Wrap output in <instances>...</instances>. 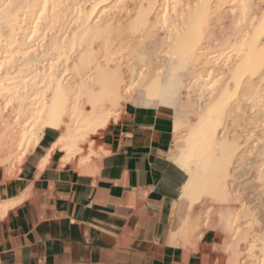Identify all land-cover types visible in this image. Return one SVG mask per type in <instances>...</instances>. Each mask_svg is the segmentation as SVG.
Masks as SVG:
<instances>
[{"label": "bare ground", "instance_id": "bare-ground-1", "mask_svg": "<svg viewBox=\"0 0 264 264\" xmlns=\"http://www.w3.org/2000/svg\"><path fill=\"white\" fill-rule=\"evenodd\" d=\"M125 105L173 111V244L214 229L225 264H264V0H0V166L51 128L87 170Z\"/></svg>", "mask_w": 264, "mask_h": 264}, {"label": "crops", "instance_id": "crops-1", "mask_svg": "<svg viewBox=\"0 0 264 264\" xmlns=\"http://www.w3.org/2000/svg\"><path fill=\"white\" fill-rule=\"evenodd\" d=\"M123 111L87 170L60 163L51 128L17 172L0 166V264H225L211 230L172 242L188 178L171 158L173 111Z\"/></svg>", "mask_w": 264, "mask_h": 264}, {"label": "rangeland", "instance_id": "rangeland-1", "mask_svg": "<svg viewBox=\"0 0 264 264\" xmlns=\"http://www.w3.org/2000/svg\"><path fill=\"white\" fill-rule=\"evenodd\" d=\"M249 168V166L246 168V169H248ZM250 174H251V172L249 173V176H250ZM253 195H250L249 197H252ZM197 210H199V209H197ZM259 219H261V218H259ZM261 226H263V224L261 225ZM258 229V228H257ZM211 231H213V232H215V234L217 235V237H218V242H219V244L221 243V242H223V239H222V235L220 234V233H218V232H216L214 229H210ZM222 253V252H221ZM223 254V253H222ZM223 256H224V258H225V255L223 254Z\"/></svg>", "mask_w": 264, "mask_h": 264}]
</instances>
